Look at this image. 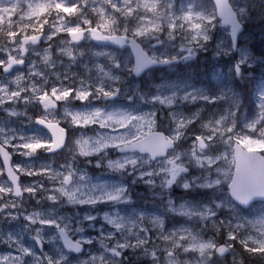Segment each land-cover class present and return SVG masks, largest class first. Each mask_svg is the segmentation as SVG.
Segmentation results:
<instances>
[{"label": "snow or ice", "instance_id": "6c2138e0", "mask_svg": "<svg viewBox=\"0 0 264 264\" xmlns=\"http://www.w3.org/2000/svg\"><path fill=\"white\" fill-rule=\"evenodd\" d=\"M245 14L234 0H0V264L264 259V210L251 211L264 201V84L244 115L230 88L179 79L145 92L127 80L187 65L219 23L230 40L215 55H239L218 74L227 87L250 66L238 43ZM128 47L134 64L121 59ZM139 183L168 196L164 212L134 203ZM174 186L203 198L177 206ZM167 213L202 227L170 230Z\"/></svg>", "mask_w": 264, "mask_h": 264}, {"label": "trees", "instance_id": "16d2710c", "mask_svg": "<svg viewBox=\"0 0 264 264\" xmlns=\"http://www.w3.org/2000/svg\"><path fill=\"white\" fill-rule=\"evenodd\" d=\"M256 33L259 34L258 30H254V35H258ZM248 43H250L248 46L249 56H264V37H261L260 39H256V37L254 36L250 40L246 41V44ZM239 44L241 43L239 42ZM210 52H206V54L200 55L203 58L202 61H198L200 56L196 57V59L189 61L187 65L181 64L174 71H169L166 68L153 69L152 71L154 72V74L159 73L155 75L153 79L159 80L163 78H180L182 76H188L190 77L189 79L195 81L199 79L201 81V84L208 88L209 93L216 92L217 85L213 81V77L217 76V74H219V71L227 74L230 63H227V60L224 57H220L221 58L220 60L217 57H212L210 55ZM262 69H264V65L254 66V69L252 70L253 76L252 78H250L251 83L242 84L238 79L227 81V90L229 88L232 89L238 95L242 109L246 108V111L243 112L244 115H246L247 112L251 113L250 110L254 112L255 108L257 107L256 94L255 95L253 94V90L256 88V86L259 84L260 81H264V71H262ZM221 107L226 108L227 104L217 105V108H221ZM211 110H215V109H211ZM208 111L209 109H205V115L208 114ZM191 172L194 175L200 174V170L193 171V168L191 169ZM134 187H136L134 188V192H133L134 203L140 208L151 209L152 206L148 203V200L145 198L146 197V192H144L145 189L144 190L140 189L137 186ZM175 197L177 199L186 200L192 203L199 201L200 199L203 198L202 192H189V191H184L183 193H181V195L179 196L180 198L178 197V195H176ZM258 207H261L264 210L263 204H254L252 205L251 209ZM75 210L69 209L67 207L61 209L62 212L69 215ZM184 222H186L185 219H182L180 217L166 215L165 223L168 228L177 227L179 225L184 224ZM210 232L211 231L206 232V235H209ZM241 261H243V264H264V259H261L258 255H250L247 253H243V255L239 256L238 264H240ZM143 262L144 261H139L134 264H144Z\"/></svg>", "mask_w": 264, "mask_h": 264}, {"label": "rangeland", "instance_id": "374dc122", "mask_svg": "<svg viewBox=\"0 0 264 264\" xmlns=\"http://www.w3.org/2000/svg\"><path fill=\"white\" fill-rule=\"evenodd\" d=\"M250 3L255 4L256 8H257V11L252 13L253 16H255L257 14V12L260 10V8H264V5L260 4L259 0H250ZM262 26H264V21H261L259 25L249 24V25L245 26V30H244V33H242V37L246 35L248 37V39L240 38L238 42L241 43L240 46L246 50L248 56H249V47L248 46H249L250 43L246 44V41L250 40L254 36L256 37V39H260L261 37H264V34H263L264 33V27H262ZM254 29H259L258 30L259 34L256 33L258 35H254ZM220 36H221V33L219 31H217L216 38L214 39V41L210 42L211 47L209 48V51H207V52L211 51L210 55L212 57H217L219 60L221 59L220 57H224V58H226L227 63L231 64V63H233L234 59H238L239 58V55H238V57L233 55V57L231 59H229V56H214V54H213L214 51H215V48H216V43L219 41V39H220L219 37ZM93 51H96V49H93ZM204 54H206V52H200V53L197 54V57H199L200 55H204ZM120 56H121V59L123 61L132 63V59H131L128 51H126V50L121 51L120 52ZM202 60H203V58H202V56H200L198 61H202ZM219 73H222V72L219 71ZM157 74H159V73H155L154 74L153 71H146L141 76L140 79L135 80L134 78H132L130 76V77H127V80L133 81L136 85H138L140 88H142L145 92H147L149 90H155V85L160 84L162 81L177 82L179 79H185V80H187V82L189 84H193L197 88H201V89H204V90L208 91V88L206 86L202 85L201 81L199 79L195 81V80L189 79L190 77H188V76H182L180 78H163V79H159V80H154L153 77L155 75H157ZM213 81L217 85L216 92H219L220 90L228 91L227 87H224V84L221 82L218 74H217V76L213 77ZM195 107H197V106L189 104V105L186 106L185 111L187 112L189 110H194ZM242 110L244 112V111H246V108H243ZM256 110H257V107L255 108V111ZM250 112H252V111L250 110ZM248 114L249 113L247 112L246 115H248ZM65 158H66L65 156L58 157L57 160H56V165L55 166H58L60 163H63ZM220 163L223 164L222 161ZM85 167L88 168L90 175H99L100 174L101 170H99V169H94L90 165H86ZM225 167H227V165H225ZM193 171H199V169L193 168ZM190 178L191 177H189V179ZM29 179H31V178H29ZM134 186H137L138 188L143 189V190L145 189L144 190V192H146V197L145 198L148 200V203L152 206L151 210H157L159 212H164L165 211V207L164 206L167 203V199H168L167 195H165L163 197V202H162L161 197L158 196V195H154L153 191L147 185H145L143 183H139V184L134 185ZM134 186H133V188H136ZM184 191H186V190L183 189L182 187H175V186H174L173 190L171 191V198L177 204V206L185 204L186 202L192 203V202H189V201H186V200L177 199L175 197L176 195H178V197H179L181 195V193H183ZM134 199H135V197H134ZM65 207H67L69 209H72V210L76 209V208H74L71 205H66ZM101 207H103V206H101ZM262 210L263 209L261 207L251 209V211L253 213H255V214H259ZM101 215H102V213H101ZM167 215L176 216V217H180L182 219H185L186 222H184V224H182V225L183 226H191V227L195 228L196 231H199L200 227H202V225H198L195 221L187 220L186 217H183V216H180V215H176V214H173V213H167ZM221 218H223V214H221ZM101 223H103V221H101ZM182 225H179L177 227H172V228H169V229L171 230V229H174V228H179ZM99 227H100V225L97 224L96 228L98 229ZM86 235H91L93 237H97L98 236V232L96 230H94V229H87ZM211 235H212V233L210 232V234L207 235V236H211ZM26 243L30 244L31 241L30 240H26ZM86 247H90V246H86ZM97 247H99V245H97ZM239 256H240V254L237 255L236 264H238ZM130 259H131L130 260L131 263H133V264L136 263V262H139V261H144L145 262V258L143 256L130 255ZM228 264H233L232 257L228 258Z\"/></svg>", "mask_w": 264, "mask_h": 264}, {"label": "clouds", "instance_id": "9594fccd", "mask_svg": "<svg viewBox=\"0 0 264 264\" xmlns=\"http://www.w3.org/2000/svg\"><path fill=\"white\" fill-rule=\"evenodd\" d=\"M259 2H260V4L264 5V0H259ZM234 5L237 9L243 8L246 10V14L239 17L240 28H241L242 33H244L246 25H249V24L259 25L261 21H264V8H260V10L257 12V14L255 16H253L252 13L256 12L257 8H256L255 4L250 3V0H234ZM262 27H264V26H262ZM217 30L221 33V36L219 38L224 39L225 46H227V44L230 40V36L228 35V31L226 29H224L223 27H221L219 23H217L216 25H214V27L212 29V38L209 41V48L211 47L210 42L214 41V39L216 38ZM254 30H259V29H254ZM241 38L248 39V37L246 35L241 37ZM213 54H214V56H217V55H215V51ZM233 55L238 57V53L234 52ZM231 58L232 57L229 56V59H231ZM249 59H250V66L244 70L243 78H241L240 76H237V78H236L242 84L251 83L250 78H252V76H253L252 70L254 69V66L264 65V56H249ZM233 62H235V61H233ZM262 71H264V69H262ZM261 84H264V81H260L258 85H261ZM257 86H256V88H257ZM256 88L253 90L254 95L256 92ZM71 131L73 133V137H77L79 135L78 131H76L74 129H72ZM68 160H69V162H72V157L68 156Z\"/></svg>", "mask_w": 264, "mask_h": 264}, {"label": "water", "instance_id": "95a60500", "mask_svg": "<svg viewBox=\"0 0 264 264\" xmlns=\"http://www.w3.org/2000/svg\"><path fill=\"white\" fill-rule=\"evenodd\" d=\"M92 43H95V42H92ZM128 49H129V52H130V54H131V57H132V64H134V62H135V53L132 51V49H131V47H128ZM120 50H123V49H120ZM155 68H163V67H155ZM147 71V70H146ZM144 73H142L141 74V76L143 75ZM141 76H139V77H135V76H133L134 78H140ZM254 203H263L264 204V201H262V200H260L259 198H256L253 202H252V204H254ZM73 255H75V254H73Z\"/></svg>", "mask_w": 264, "mask_h": 264}]
</instances>
